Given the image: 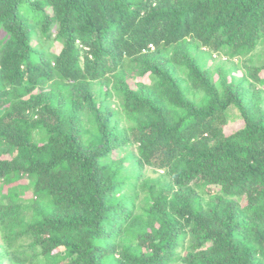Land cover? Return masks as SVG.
<instances>
[{"label":"trees","instance_id":"trees-1","mask_svg":"<svg viewBox=\"0 0 264 264\" xmlns=\"http://www.w3.org/2000/svg\"><path fill=\"white\" fill-rule=\"evenodd\" d=\"M0 264H264V0H0Z\"/></svg>","mask_w":264,"mask_h":264},{"label":"rangeland","instance_id":"rangeland-1","mask_svg":"<svg viewBox=\"0 0 264 264\" xmlns=\"http://www.w3.org/2000/svg\"><path fill=\"white\" fill-rule=\"evenodd\" d=\"M214 51L215 52L213 53L210 59L207 58L203 59L206 56V53L200 50L196 52V55L199 57L198 58L199 62L201 63V66L203 68L209 67L211 69L213 80L215 81V84L219 90H221V78L219 76L220 73L226 74L229 80L238 81L241 77L246 75V72L248 70L250 69L251 71L253 70L252 67H249V66H253L252 60H250V56L244 57L242 61L240 60L241 58H235L234 62L237 63L236 65L231 61L223 62L226 56L225 53H220L217 50ZM262 53H263V48H260L257 51V55H256L257 62L259 61V58L262 55ZM261 74H263V72ZM139 81L147 82L149 80H147L146 77L138 76L136 79L132 80V83L135 84L136 82V84H138ZM101 99L103 100L104 105L106 107L107 106L110 107L111 105L114 106L115 102L117 101L116 95L112 93L107 97H102ZM231 125H233V123H231ZM156 173L157 172L150 171V174L155 175ZM158 173H163V171H159ZM28 194L30 195L31 192H29Z\"/></svg>","mask_w":264,"mask_h":264},{"label":"built area","instance_id":"built-area-1","mask_svg":"<svg viewBox=\"0 0 264 264\" xmlns=\"http://www.w3.org/2000/svg\"><path fill=\"white\" fill-rule=\"evenodd\" d=\"M150 47H152V45H150Z\"/></svg>","mask_w":264,"mask_h":264}]
</instances>
